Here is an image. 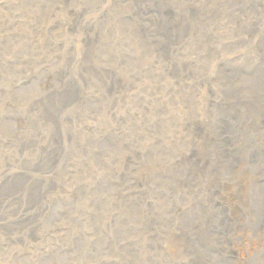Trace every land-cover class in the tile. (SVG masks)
Listing matches in <instances>:
<instances>
[{"label":"rangeland","instance_id":"374dc122","mask_svg":"<svg viewBox=\"0 0 264 264\" xmlns=\"http://www.w3.org/2000/svg\"><path fill=\"white\" fill-rule=\"evenodd\" d=\"M263 26L264 0H0V264H264V226L229 232L264 191L246 149L195 160L223 106L232 159L264 134L233 115L263 111Z\"/></svg>","mask_w":264,"mask_h":264},{"label":"bare ground","instance_id":"6f19581e","mask_svg":"<svg viewBox=\"0 0 264 264\" xmlns=\"http://www.w3.org/2000/svg\"><path fill=\"white\" fill-rule=\"evenodd\" d=\"M150 2V1H149ZM134 3V2H133ZM146 3V2H145ZM148 3V2H147ZM251 3V2H250ZM142 8V7H141ZM228 9V8H227ZM72 12V11H71ZM74 12H75V10H74ZM250 18H252V17H250ZM45 20H47V19H45ZM256 21V20H255ZM26 22V21H25ZM24 22V23H25ZM48 22V21H47ZM47 22H46V24H47ZM23 23V22H22ZM180 23V22H179ZM21 24V23H20ZM26 24V23H25ZM19 27V26H18ZM21 27V26H20ZM23 27H24V25H23ZM178 26H176V27H173V29L175 30L176 28H177ZM25 28V27H24ZM180 28V27H179ZM234 28V27H233ZM263 28H264V26H263ZM48 29V28H47ZM43 30H45V29H43ZM42 30V31H43ZM13 31V30H12ZM264 31V30H263ZM28 32V31H27ZM47 32V31H46ZM190 32V31H189ZM12 33H14V32H12ZM20 33H22V32H20ZM48 33V32H47ZM163 33H166V31H163ZM177 33V32H176ZM181 33V32H180ZM256 33V32H255ZM19 34V33H18ZM32 34V33H31ZM42 34V33H41ZM16 35V34H15ZM254 35V34H253ZM248 37V36H247ZM255 37V36H254ZM260 37H261V35H260ZM33 38V37H32ZM28 40V39H27ZM26 40V41H27ZM259 40V39H258ZM255 41V40H254ZM257 42V41H256ZM42 44V43H41ZM256 44H258V43H256ZM1 45V44H0ZM255 45V44H254ZM2 46V45H1ZM160 47L162 48L163 47V44H162V46L160 45ZM260 48L263 50V57H264V38L262 37V39H261V41H260ZM240 51V50H239ZM242 51H243V49H242ZM250 51V50H249ZM176 52V51H175ZM241 53V52H240ZM243 53V52H242ZM260 53V54H261ZM252 54H253V52H252ZM246 55V54H245ZM243 57V56H242ZM250 57V56H249ZM251 58V57H250ZM249 59V58H248ZM251 60V59H250ZM243 61V60H242ZM223 63V62H222ZM221 63V64H222ZM260 65V64H259ZM250 71V70H249ZM259 73V72H258ZM200 77V76H199ZM264 77V76H263ZM198 79H200V78H198ZM228 83H229V81H228ZM262 85V84H261ZM231 86V85H230ZM239 87H241V86H239ZM238 89V88H237ZM231 92V91H230ZM237 94V93H236ZM205 96V95H204ZM223 98V97H222ZM231 98V97H230ZM259 98V97H258ZM262 98V97H261ZM261 100V99H260ZM229 101V100H228ZM232 101V100H231ZM254 101V100H253ZM252 101V102H253ZM257 101V100H256ZM251 102V104H249V105H244V106H246V107H242V108H239L237 111H236V113L235 114H233L235 117H234V119H238L240 122H244L245 123V125H246V123H251L252 121H254V123H255V121H257V120H259V118H261V119H263L264 118V106H263V111L262 112H252L249 108H248V106H253V105H255V104H257L256 102L255 103H252ZM222 103V102H221ZM227 103V102H226ZM262 103V102H261ZM240 104V103H239ZM258 104H259V102H258ZM257 104V105H258ZM222 105V104H221ZM243 105V104H242ZM217 107V106H216ZM235 107V106H234ZM239 107V106H238ZM224 106H223V108L221 109L222 111H221V114H220V116H221V119H219L218 120V123H219V125H217L218 127H217V131L215 132V131H213V133L210 135V136H208V137H206L205 136V138L203 139L204 141H207V142H209L210 143V145H208L209 147L208 148H214L215 150L214 151H209V149L208 150H206V152H205V156H204V158H206V159H204L203 157H196L195 158V160H197V161H200L199 163L200 164H197L196 165V167L198 166V167H200L199 168V173H203V172H205V171H209V168H211L212 169V171H214V169H215V171L217 172H219V173H222L224 170H226V171H224V174H228V167L226 168V165L225 164H228V165H230L231 164V167H232V165H234V167L235 168H237L236 166H235V162H234V160L237 158L236 156L237 155H239V150H243L244 148L246 149L245 150V153L241 156V160H242V157H243V159L244 160H246V162L248 163V165H250V166H252V167H250L249 168V166H248V171H246L245 173H246V177H243V173H241V172H236V176H235V179H241V178H243V180H244V178L245 179H248L249 180V182L250 181H253V180H255V179H257V181L259 180V179H261V178H263L264 177V165L262 166V165H260V163L259 162H264V134L263 135H261V136H254L255 138H256V143H251L250 141H249V139L247 138V137H243V136H239L240 138H236V139H232L233 140V142H235V143H237V144H240L242 147H243V144H246V143H249L250 145H249V149L248 148H246V147H243V148H237L236 150H235V155H234V157L235 158H233L232 159V157H231V144H229L230 142H226L225 141V139H224V135H226L225 133H226V130L231 126L230 124H229V118H230V113H225L224 111ZM258 108V107H257ZM236 109V108H235ZM261 109V110H262ZM224 112V113H223ZM238 113V114H237ZM4 117H6V115L4 116ZM8 118V117H7ZM11 118V117H10ZM9 118V119H10ZM2 120V119H1ZM5 120V119H4ZM264 120V119H263ZM262 120V121H263ZM3 122V121H2ZM239 123V122H238ZM260 125V124H259ZM226 127H227V129H226ZM232 127H234L233 125H232ZM241 127V126H240ZM236 128V127H235ZM248 128V127H247ZM256 128V127H255ZM254 128V129H255ZM239 129V128H238ZM256 130V129H255ZM260 130V129H259ZM218 132V133H217ZM211 133V132H210ZM209 134V133H208ZM228 134V133H227ZM233 134H235V133H233ZM230 135H232V134H230ZM259 135V134H258ZM217 138L219 139V141L217 140ZM241 139V143H240V140ZM20 142V141H19ZM236 144V145H237ZM256 145H260V146H256ZM227 149V150H226ZM219 152L220 153H222V155H224L225 154V159H226V162H225V164H224V167L223 168H221V170H218L219 169V167H217V166H211V163L209 162L210 160H212L213 158L212 157H214L215 158V156L216 157H219ZM245 154H246V156H245ZM263 157H262V156ZM237 160V159H236ZM244 160H242V164L244 163ZM239 164H241V163H238L237 165H239ZM241 164V165H242ZM244 164H246V163H244ZM195 167V168H196ZM239 167V166H238ZM4 169H5V167H4ZM217 172V173H218ZM208 174H211V172L209 173V172H207ZM197 174V173H196ZM213 174V173H212ZM213 179V178H212ZM220 178H217V179H214L213 181H211L212 182V189L215 191V192H217V190H219V192H220V190H221V181L219 180ZM205 180H206V178H205ZM204 180V181H205ZM208 181V180H207ZM251 183V182H250ZM249 183V184H250ZM228 184V183H227ZM257 184V183H256ZM259 184V183H258ZM251 186H252V188H254L255 189V191L257 192V201H256V203H255V206L252 208V206H249V203L248 202H246L244 199H241L240 201H239V204H237V205H239L240 207L238 208V207H236V209H235V212H236V217L237 216H240L239 217V219L238 218H235V220H232L233 221V223H232V225L230 226V229H229V232H231V233H233V232H235V231H240L241 233H245L243 230H242V224L244 223V222H247L250 226H251V228H252V230H254V231H252L251 229H250V227H248L249 229H250V233L249 234H253V233H256V232H259L261 229H262V226H264V191H261V189H259V188H257L256 189V187H254L255 185H252L251 184ZM250 186V187H251ZM234 188V187H233ZM236 188V187H235ZM249 188V187H248ZM252 188H250V189H248V190H250V192L247 194L246 193V199H247V201H253L254 199H250V196H251V191H252ZM245 189V188H244ZM264 189V188H263ZM207 190V189H206ZM210 192V191H209ZM208 192V193H209ZM237 193V192H236ZM238 194V193H237ZM254 194V193H253ZM252 194V195H253ZM254 196V195H253ZM240 198V197H239ZM242 198H243V196H242ZM263 201V202H262ZM236 203V202H235ZM238 203V202H237ZM203 205V204H202ZM236 205V206H237ZM251 205V204H250ZM223 208V207H222ZM246 208H248L247 210H246ZM249 208H252V209H249ZM228 209V208H227ZM229 210H233V208H231V209H229ZM255 210H257V211H259V213H257ZM214 211V210H213ZM216 212V211H215ZM252 212V213H251ZM254 216H256V217H254ZM220 218H221V216H220ZM222 219V218H221ZM252 219H254V220H252ZM200 220V218H198V221ZM214 220V219H213ZM213 220H209V218L206 220V219H202L201 220V224L203 225V227H205V232H204V234H206V238L207 237H213V236H221L222 235V231H223V229L222 230H220V226H221V221H213ZM218 220V219H217ZM254 221V222H253ZM253 225V226H252ZM196 226V225H195ZM209 227H210V229H209ZM226 227V226H225ZM196 228H198V226H196ZM202 229V228H201ZM200 231V230H199ZM248 231V230H247ZM262 231V230H261ZM202 232V231H201ZM226 235V234H225ZM228 235V234H227ZM248 234L246 233V236H247ZM234 236V235H233ZM227 237V236H226ZM211 240V239H210ZM210 240H207V242L206 243H208L207 245H209L210 243ZM215 240H217V239H215ZM247 240V239H246ZM205 243V244H206ZM255 244V243H254ZM244 246V245H243ZM247 246V245H246ZM208 250H210V249H208ZM211 252V251H210ZM209 254H211V253H209ZM242 258V257H241ZM244 263V262H243Z\"/></svg>","mask_w":264,"mask_h":264}]
</instances>
